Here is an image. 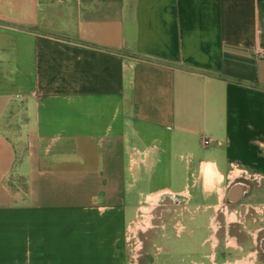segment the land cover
<instances>
[{"label": "crops", "instance_id": "crops-1", "mask_svg": "<svg viewBox=\"0 0 264 264\" xmlns=\"http://www.w3.org/2000/svg\"><path fill=\"white\" fill-rule=\"evenodd\" d=\"M159 201L264 207V0H0V264H168ZM227 227L179 264H264Z\"/></svg>", "mask_w": 264, "mask_h": 264}, {"label": "rangeland", "instance_id": "rangeland-1", "mask_svg": "<svg viewBox=\"0 0 264 264\" xmlns=\"http://www.w3.org/2000/svg\"><path fill=\"white\" fill-rule=\"evenodd\" d=\"M208 202H211V200L209 199ZM193 203L194 204L190 205L191 208H193L196 205L195 203L197 202ZM221 205H223V203H221ZM145 206L148 205L145 204ZM227 206L229 211H237L235 215L236 218H234L238 221L237 223H229L231 221V218L227 215V213H225V215L220 210H218L217 207L208 210L202 209L199 211L197 210L198 208L195 207L194 210H196V212L198 211V213L194 216L193 220L189 219L188 213L191 212V214L194 215L195 211L188 212L189 208L187 209V211L185 205L183 204H178L175 205V207L164 210V205L160 204L159 201L156 204V208L152 209V207H150L149 210L144 208L145 211L143 213L146 216L148 215L149 221L146 222L144 228L141 227L137 229L136 235L138 236L139 245L141 246V249L138 251V255H140L142 252H145V254L146 252L149 253L148 250L151 247L150 241H152L153 237L157 234H160L162 231L166 232V235H168V238L166 240L168 244V255L170 256L171 253L173 254L171 258H168V264H179L178 260L182 256H185L187 252H192L193 254L197 253V247L193 243L188 242L190 241V237L195 239H202L203 237L207 236L208 240L211 237L212 242L210 240L209 242L215 245L213 234L218 233L217 235H226L228 225L230 227V231L228 233H230L231 235H235L234 233L238 232L239 235H245V237H248V239H250V236L253 235V233H256L258 234L259 240L260 238L264 237V214L256 212L255 209L249 207H244L242 209L240 207L230 206V204ZM160 208L163 209V211L161 212L162 215L158 210ZM156 214L158 215L157 217L154 216ZM217 214H219V216ZM152 216L154 217L151 219ZM215 216L216 221L214 223L212 219ZM214 225H217V230L215 229ZM209 248L210 246L209 244H207L205 247L200 249L210 251ZM154 251L155 249L152 248L150 251L152 256L151 261H146L145 264H162V260L165 258L166 252L158 251L157 254L154 255ZM236 256H240V253H238L237 251L231 252V255L228 257L233 259V257ZM129 258L132 262L133 258L131 257L130 251ZM224 259L225 257H223L222 255L218 256L219 261H223Z\"/></svg>", "mask_w": 264, "mask_h": 264}, {"label": "built area", "instance_id": "built-area-1", "mask_svg": "<svg viewBox=\"0 0 264 264\" xmlns=\"http://www.w3.org/2000/svg\"><path fill=\"white\" fill-rule=\"evenodd\" d=\"M203 143L207 144V143H209V140H208V139H205V140L203 141ZM236 173H237V171H236V172L232 171L231 174H230V177H235V174H236ZM241 173H242L245 177H247V173H246L245 171H242ZM153 208H156V206H154V205L152 204V209H153ZM217 208H218V210H220V211H221L222 213H224V214H225V213H229V214H232V213H233L234 216H235L236 213H237V211H229L227 204H224V203H223V205H219ZM253 209H255L256 212H259V213H261V214H264V207H260V208H258V209L253 208ZM144 211H145V210L143 209V211H141V212L138 214L136 220L133 221V222L129 225V227L127 228L126 241H127L128 247H130V248H129V251H130V253H131V257L133 258L132 263H134L135 260L138 258V256H139V255H138V251L141 249V246L139 245L138 236L136 235V233H137V229H139V228H141V227L144 228V225L146 224V222L149 221L148 215L146 216V215L143 213ZM216 211H217V209H216ZM148 213H149V212H148ZM225 215H226V214H225ZM154 216H158V215L156 214V215H154ZM154 216H152L151 219H152ZM159 216H160V214H159ZM235 217H236V216H235ZM151 219H150V221H151ZM212 220H213V221H216V217H214ZM259 231H260V229H259ZM133 245H134V246H133Z\"/></svg>", "mask_w": 264, "mask_h": 264}, {"label": "flooded vegetation", "instance_id": "flooded-vegetation-1", "mask_svg": "<svg viewBox=\"0 0 264 264\" xmlns=\"http://www.w3.org/2000/svg\"><path fill=\"white\" fill-rule=\"evenodd\" d=\"M214 223H215V221H213ZM215 226V229L217 228V226L216 225H214ZM213 235H215V234H213ZM214 239V238H213ZM217 241V239L215 238L214 239V243Z\"/></svg>", "mask_w": 264, "mask_h": 264}]
</instances>
